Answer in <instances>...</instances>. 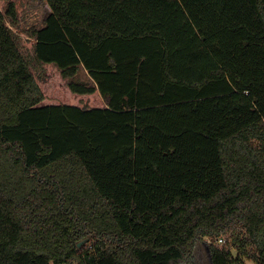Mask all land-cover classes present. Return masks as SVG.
Here are the masks:
<instances>
[{
  "label": "trees",
  "instance_id": "16d2710c",
  "mask_svg": "<svg viewBox=\"0 0 264 264\" xmlns=\"http://www.w3.org/2000/svg\"><path fill=\"white\" fill-rule=\"evenodd\" d=\"M3 1L0 264H264V0Z\"/></svg>",
  "mask_w": 264,
  "mask_h": 264
},
{
  "label": "rangeland",
  "instance_id": "374dc122",
  "mask_svg": "<svg viewBox=\"0 0 264 264\" xmlns=\"http://www.w3.org/2000/svg\"><path fill=\"white\" fill-rule=\"evenodd\" d=\"M0 7L5 10L6 2L0 0ZM50 12L51 7L48 4L47 0H24V7L20 12L19 25L11 26L12 30L18 35V41L22 51L25 53V55L30 61L34 62L35 66L37 67H39L40 65H38L34 57L33 44L35 42V39L30 36V29L40 28L44 26L45 20ZM37 71L41 72L42 68H38ZM81 77L85 80L88 79L86 70H82ZM86 238L87 240L82 245L89 244L92 241L91 236H88ZM207 250V245L204 243H201L197 246V264H211ZM245 264L257 263L253 259L246 258Z\"/></svg>",
  "mask_w": 264,
  "mask_h": 264
},
{
  "label": "water",
  "instance_id": "95a60500",
  "mask_svg": "<svg viewBox=\"0 0 264 264\" xmlns=\"http://www.w3.org/2000/svg\"><path fill=\"white\" fill-rule=\"evenodd\" d=\"M87 240V238L83 239L82 241L79 242V246H81L85 241Z\"/></svg>",
  "mask_w": 264,
  "mask_h": 264
},
{
  "label": "built area",
  "instance_id": "2783aa9c",
  "mask_svg": "<svg viewBox=\"0 0 264 264\" xmlns=\"http://www.w3.org/2000/svg\"><path fill=\"white\" fill-rule=\"evenodd\" d=\"M223 239H221V241H222Z\"/></svg>",
  "mask_w": 264,
  "mask_h": 264
}]
</instances>
